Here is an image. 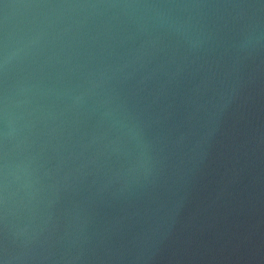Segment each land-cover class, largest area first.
Returning a JSON list of instances; mask_svg holds the SVG:
<instances>
[{
  "label": "water",
  "instance_id": "water-1",
  "mask_svg": "<svg viewBox=\"0 0 264 264\" xmlns=\"http://www.w3.org/2000/svg\"><path fill=\"white\" fill-rule=\"evenodd\" d=\"M0 264H264V0H0Z\"/></svg>",
  "mask_w": 264,
  "mask_h": 264
}]
</instances>
